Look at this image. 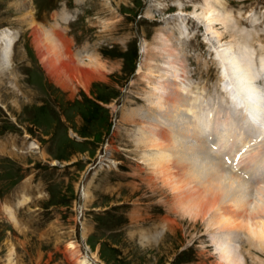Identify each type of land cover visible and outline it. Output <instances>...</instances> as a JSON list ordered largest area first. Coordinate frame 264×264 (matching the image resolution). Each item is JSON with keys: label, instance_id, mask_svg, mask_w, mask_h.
<instances>
[{"label": "rangeland", "instance_id": "obj_1", "mask_svg": "<svg viewBox=\"0 0 264 264\" xmlns=\"http://www.w3.org/2000/svg\"><path fill=\"white\" fill-rule=\"evenodd\" d=\"M41 1L45 8L37 0H31L33 7L30 0H0V32L7 28L16 39L19 35L13 65L11 60L10 68L0 62V264H82L84 259L89 264H223L215 244L220 232L206 221H193L191 215L179 211L173 215L172 193L163 190L161 179L143 160L154 152L142 140L147 128L167 125V134L173 128L181 129L179 134L186 129L184 123L175 127L172 107L165 104L167 92L173 97L176 79L169 78L165 94L162 88L154 96L158 76L169 67L181 71L184 97L192 94L202 100L198 108L231 107L229 83L221 88L224 95L219 84L227 78L217 56L215 60L201 41L202 30L190 43L180 38L177 4L176 9L170 7L177 0H76V5L73 0ZM192 1L194 9L190 4L184 8L191 16L207 5L206 0ZM231 6L247 19L254 15L259 21L258 15L264 13V0ZM65 7H74L75 21L54 22ZM174 12L177 21L168 18ZM228 12L236 29L250 36L245 48L251 59L262 63L264 31L251 22L250 30L243 28L232 10ZM192 18L201 22L198 27L204 30L206 44L216 53L217 40L211 39L204 22ZM219 31L222 44L236 50L235 26ZM48 39L58 48V57L52 49L48 55L38 48L37 44L44 48L43 40ZM162 43L169 50L173 47L172 56L167 49L163 52ZM157 101L168 110L154 106ZM230 128L241 135V142L229 145L226 155L246 149L245 159L234 168L238 171L243 164L250 165L248 155L254 151L261 158L264 141L250 147L244 130ZM253 194L257 203L264 202V192ZM25 197L30 202L20 204ZM8 206L16 207L17 222ZM169 221L173 224L165 229ZM137 225L160 233V241L149 251L139 245L142 234H131ZM238 237L235 245L243 264H264V249L255 248L256 242L249 245L246 231Z\"/></svg>", "mask_w": 264, "mask_h": 264}, {"label": "bare ground", "instance_id": "obj_2", "mask_svg": "<svg viewBox=\"0 0 264 264\" xmlns=\"http://www.w3.org/2000/svg\"><path fill=\"white\" fill-rule=\"evenodd\" d=\"M191 1L192 0H180L174 3L177 4V14L180 16L178 20L184 25L191 21L189 19L191 15H188L184 10V8L187 7L186 5L190 4V7H192ZM205 2L207 5L202 9V12L200 11L201 13H196L195 9V13L192 16L204 22L211 39L217 40L214 48L216 50L217 60L223 68L222 73L225 79L227 78L226 82L229 83L226 92L227 94H232L227 95L230 96L228 97V100L232 102L230 103L231 107H224L222 104H219V108L217 109H211L210 107L206 109L198 108L197 106L202 100L198 97H194V95H191L189 98L188 96L184 97L187 90L184 83L185 79L182 77L183 75H181V71H178L179 69H174L173 71L174 65L169 67L167 71L158 76V86L154 89V96H158L162 88V94H165L164 90H167L169 86L168 85L166 88V83L169 81V78L172 77L174 80L176 79L174 81L175 90L173 97L170 92L166 91L167 97L165 98V104H169L172 107L171 113L173 115H170L174 117V120L176 121L174 123L175 127L177 126V123H184L186 129L183 134H179L181 129L178 130V126L177 130H175L176 128H173L171 129L172 131H169L170 134H167V128H169L167 125L163 128L157 125L147 128L148 130L145 131V134L147 135L145 137L143 136L142 140H144V144L154 152L152 155L144 157L143 160H145L144 162H147L146 165L148 164L152 168L155 177L161 179L160 181L164 187L163 190L172 193L171 200L174 206H172L173 209L171 210L173 211V215L179 211V214L181 212L183 215H191L193 221L196 220L195 222H197V220L206 221L208 223H206V225H208L209 228H215L220 232L215 239L219 260L223 262V264H243V257L241 258L238 254L237 246L235 245V241L239 239V232H247L248 240L249 242H252L249 245H254L253 242H256L257 244L254 245L255 248L261 247L264 249V202L257 203L255 199H252L251 195L255 189H257V192H264V187H262L261 183L260 185L252 186L251 183L239 176L240 170L236 171L235 169H228L223 165L221 160L211 156L206 146V138L202 137L199 122L201 123L200 113L211 116L220 114L224 115L225 119H229L230 122H225V120L224 122L222 121L223 128H225L223 132L227 136L223 137L218 133L219 139L217 145L225 150L228 149L229 145H233L232 148L235 146L237 147L238 141L240 140L238 136H241H236L238 133H234L230 126H234V130L237 129L244 131L245 126L252 128L254 130L253 134H248L250 139H248V137L247 139L245 138L248 140L249 144L251 140L254 141V144L262 139L264 141V89L259 86V80L262 78V72H264V61H262V63L260 62L257 66L255 64L256 62L251 59V52L245 48L248 40L250 42V36L247 33H243L236 29V24L233 23L234 21L231 19L230 13L227 9V1L206 0ZM203 6L205 5L203 4ZM177 14L175 15L176 17ZM248 19L251 22V25L258 30L260 24L257 26V23L259 22L257 18L252 15ZM195 22L199 25L201 24V22L199 23L197 20H195ZM234 26V34L238 37L237 40L239 39L237 45H235L237 46V51L227 43L222 44L224 39H220L222 34H220L219 31L220 29H223L227 32L230 28L233 29ZM216 27H220L219 30ZM49 39L48 41L43 40L44 48H40V45L37 44L38 48L41 50L46 49L48 55L52 54V49L53 56L57 55L58 57V48L50 43L49 41L51 40ZM15 40L16 38L11 31L3 30L0 32V62L8 68L11 66V51ZM164 43H162L163 52L166 53L168 51L167 53L170 54L173 51V47L169 50ZM207 44L212 48L210 43L207 42ZM170 56H172V54H170ZM88 62L90 63L91 60ZM171 63L170 65H172ZM171 71H173V73ZM229 88H232V90L229 91ZM236 100L240 102L239 108L234 102ZM153 104L161 110L167 108L166 105L164 107L160 106L158 101ZM203 105L206 104L203 103ZM153 127H157L160 132H163V134L157 133ZM246 134L245 131V136ZM167 135H170L171 137ZM145 145L139 144L140 147L147 148ZM243 145H245V143L241 146ZM256 146L254 147L256 148ZM262 149L260 148V150ZM148 150L149 149H147V151ZM242 153L243 152H239L236 155L237 159L240 160L242 158ZM256 153H258V151ZM256 153L254 151L251 155H248L251 157L249 162L251 165L248 167V169H251L250 176H252L254 172H258L257 161L259 160L256 158ZM198 166H204L205 169L199 170ZM158 190L159 189H156V191ZM160 190L158 192L163 191ZM252 201L254 206L252 205L253 208L250 209L251 204H253L251 203ZM250 210H252V212H250ZM172 224L173 223L169 221L167 225H164V228L169 229L168 227ZM157 228L159 227L157 226ZM154 229L156 230L154 227L147 229V231L143 229L145 231L143 233L138 228V225L136 228H132V236L134 235L135 237L142 234L139 245L144 248V252L149 251L148 249L154 248L155 243H157L160 233L154 235L153 233H156ZM81 263L89 264V261L84 259Z\"/></svg>", "mask_w": 264, "mask_h": 264}]
</instances>
